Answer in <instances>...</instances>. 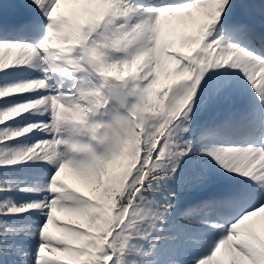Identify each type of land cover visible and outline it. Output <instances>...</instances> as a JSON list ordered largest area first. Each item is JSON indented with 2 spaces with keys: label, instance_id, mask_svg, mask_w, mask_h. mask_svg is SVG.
I'll list each match as a JSON object with an SVG mask.
<instances>
[{
  "label": "snow or ice",
  "instance_id": "obj_1",
  "mask_svg": "<svg viewBox=\"0 0 264 264\" xmlns=\"http://www.w3.org/2000/svg\"><path fill=\"white\" fill-rule=\"evenodd\" d=\"M5 2L0 264H264V0Z\"/></svg>",
  "mask_w": 264,
  "mask_h": 264
},
{
  "label": "rangeland",
  "instance_id": "obj_2",
  "mask_svg": "<svg viewBox=\"0 0 264 264\" xmlns=\"http://www.w3.org/2000/svg\"><path fill=\"white\" fill-rule=\"evenodd\" d=\"M62 7H65V6H62ZM16 54H18V53H16ZM258 167H259V165H258ZM65 177H66L67 181L70 182L71 184H73L74 186L83 187V184L79 181H76L71 172H66ZM52 229H54V227Z\"/></svg>",
  "mask_w": 264,
  "mask_h": 264
},
{
  "label": "trees",
  "instance_id": "obj_3",
  "mask_svg": "<svg viewBox=\"0 0 264 264\" xmlns=\"http://www.w3.org/2000/svg\"><path fill=\"white\" fill-rule=\"evenodd\" d=\"M0 4H3L5 11H7L9 8H11L13 6L11 2L6 3L5 0H0ZM51 230L54 231L55 228L51 229Z\"/></svg>",
  "mask_w": 264,
  "mask_h": 264
}]
</instances>
